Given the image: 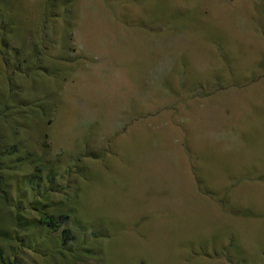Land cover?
I'll return each instance as SVG.
<instances>
[{"label":"rangeland","instance_id":"374dc122","mask_svg":"<svg viewBox=\"0 0 264 264\" xmlns=\"http://www.w3.org/2000/svg\"><path fill=\"white\" fill-rule=\"evenodd\" d=\"M44 1L0 0V135L70 169L81 250L31 230L12 262L264 264V0Z\"/></svg>","mask_w":264,"mask_h":264},{"label":"trees","instance_id":"16d2710c","mask_svg":"<svg viewBox=\"0 0 264 264\" xmlns=\"http://www.w3.org/2000/svg\"><path fill=\"white\" fill-rule=\"evenodd\" d=\"M61 1L45 0L43 14L49 18L56 14L58 15L57 10L60 8L58 5H60ZM68 4L71 7L70 2ZM60 6L62 14L66 16L67 12H64V6ZM67 15L69 16L70 12ZM0 121L2 122V119ZM3 135H0V199L2 207L6 210L11 208L14 215L10 219L12 230H0V264H14L11 257L13 260L16 259L17 253H15V249L18 248L14 244L19 245L20 248L25 244L27 248L36 246V244L30 243V236H26L27 233H31V230H35L39 234L42 232L55 234L57 236V244L59 245L58 252L61 254L79 250L80 248H77L76 245H78L79 241L78 234L83 230L82 225L79 222L76 223V220L75 222L71 221V215L62 213L61 208L58 205H54L48 198L54 191H58L52 188L55 185L56 177L60 174L61 178L62 175L63 177H68L70 169L64 167L62 172L59 173L55 163L53 164L46 157L38 156L28 149L26 150L21 142L10 140V138H5ZM13 163L17 164L12 167ZM20 165L26 166V175L22 182L24 188L22 191L28 190L33 195V198H36L29 203L30 210L36 211V216L29 219L26 217V211H24L19 200L13 204L11 203L12 200L8 199V183L4 179L3 174H1L3 171L16 172ZM38 195L42 196L45 204L37 200ZM77 196L75 195L73 198H70L66 195L64 200L66 203L74 205L76 204ZM92 235L96 234L93 233ZM26 237L29 239V242H27ZM3 241L6 242V247L1 244Z\"/></svg>","mask_w":264,"mask_h":264}]
</instances>
